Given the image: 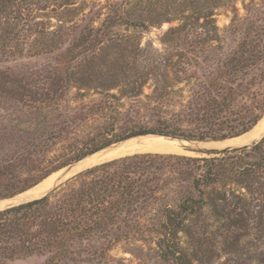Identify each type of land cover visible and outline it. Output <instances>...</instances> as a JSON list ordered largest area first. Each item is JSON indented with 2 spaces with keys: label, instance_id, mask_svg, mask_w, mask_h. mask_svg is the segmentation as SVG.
Segmentation results:
<instances>
[{
  "label": "trees",
  "instance_id": "trees-1",
  "mask_svg": "<svg viewBox=\"0 0 264 264\" xmlns=\"http://www.w3.org/2000/svg\"><path fill=\"white\" fill-rule=\"evenodd\" d=\"M89 1L0 0V43L4 46L20 41L19 26L29 21L30 34H34L29 41L32 39L30 43L39 55L68 45L46 82L29 87L13 81L10 90H5V85L0 87L5 93L20 103L28 99L35 105L31 109L38 113L50 110L57 104L54 100H62L73 89L109 94L121 87V97L131 102L127 109L121 97L107 95L113 100L76 108L75 117L79 119H95L106 110L111 114L107 124L82 141L63 163L50 167L55 157L44 145L67 134L63 128L51 129L47 137L39 133L38 145H26L22 153L0 161V200L25 193L57 171L131 138L158 135L198 142L224 141L251 131L264 116V25L259 24L264 23L263 18L247 22L244 40L222 58L218 69L221 80L213 77L207 85H201L185 105H179L181 113L173 114L167 101L171 92L163 84L168 83L169 70L176 63L168 65L170 62L165 57L161 60L164 55L154 52L153 46L142 47L135 37L118 36L114 29L125 26L128 30H148L150 25L172 21L159 18L173 11L180 16V25L165 33L164 44L189 40L199 27L206 30V38L201 40L211 44L219 38L215 15L224 0L116 2L105 6L106 17L100 26L81 28L74 20L82 15V21H86L92 15V10L84 13ZM47 10L64 13L71 21L60 22L55 29L41 27L37 12ZM34 12L33 18L25 17ZM161 67L165 68L162 74ZM150 80L155 88L151 95H144ZM142 110L148 114L142 115ZM219 154L222 156L145 153L118 158L78 174L41 199L0 211V264H14L32 256H48L45 264L73 261L78 255V242L100 235L120 240L122 223L128 225L139 210L159 199L167 202L157 240L165 264L213 263L202 252L200 241H195L207 226L202 219L207 213L222 231L218 234L223 250L227 254L240 252L253 223L264 235V138L252 146ZM60 189L62 194L53 199V193ZM182 237L194 247H182Z\"/></svg>",
  "mask_w": 264,
  "mask_h": 264
},
{
  "label": "rangeland",
  "instance_id": "rangeland-1",
  "mask_svg": "<svg viewBox=\"0 0 264 264\" xmlns=\"http://www.w3.org/2000/svg\"><path fill=\"white\" fill-rule=\"evenodd\" d=\"M123 1L126 2L128 0H90L84 13L88 15L89 11L92 10V15H90L86 21H82L83 16L80 15L76 17L75 20L73 19L74 23L80 25L81 28H84V26L88 24H93L95 27H98L105 20L107 12L105 6L116 2L121 3ZM262 1L264 0H224L221 4L222 6L216 10L215 15V25L218 28L216 35L219 38L211 44H204L205 42L201 40L206 38V30L200 27L192 34L193 37H190L189 40H180L173 44H164L163 37L165 33L169 29L180 25L178 20L180 16H177L173 11H169V14L164 13L163 16L159 18L161 20L171 18L173 19L172 21L150 25L148 30H128L125 26H118L114 31L118 36L130 35L135 37L138 42L141 41L142 47L148 45L153 46L154 52L156 51V53L164 55L160 57L161 60L165 57L168 63L170 62L168 65H175L176 63L172 71L169 70L168 83L163 85H167V87H169L168 90L171 92V96L167 100L171 103V107L169 108L170 111H172L171 113H181V106L179 105H185L193 91L202 89L200 86L207 85L208 81L213 77L214 79L221 80V76L218 75V69L222 66V58L225 54L237 49L239 44L244 40L245 34L243 32L245 31L244 28L248 26L247 22L250 20L256 22L261 18L264 19V5ZM77 5H79V3ZM35 14L36 12L28 14L29 16L25 15V17L30 19V17L33 18ZM37 15L40 16L38 20L42 21L41 27H51V29L58 27L60 22L71 21L68 16L66 17V14H59L51 10L37 12ZM244 19L248 21L244 22ZM30 22L31 21L25 26H23V22L19 26L21 31L20 41H15L13 44L7 46H4L3 42L0 43V87L5 85V90H10L12 88L13 81H17L18 84H27L29 87L31 85H40L46 82L47 78L58 68L62 56L61 54L68 48L66 44L59 51L39 55L37 52L38 49L34 46V43H30L34 35L30 34ZM200 23H203V20ZM259 24L264 25V23ZM66 25L69 26V23ZM70 25H72V23ZM79 32L80 31L76 33L79 34ZM249 33L254 35L251 30ZM211 35H214V33H211ZM199 36L201 38H199ZM30 37H32V39L29 41ZM25 39L26 44L21 46ZM16 44L18 46L12 51L11 49ZM207 45L211 46L209 50L206 49ZM207 56L209 58H207ZM80 60H78V62H80ZM164 69V67H161L159 73H164ZM154 88L155 82L150 80L144 87V95H151ZM108 93L109 94L94 89H84L80 91L73 89L70 94L65 96L62 100H54L57 104H53L54 106L50 108V110L38 113L36 110L31 109L35 105L30 103L28 99L25 101L26 103H20L15 99V96H11L5 93L3 89H0V161L10 159L14 157L16 153H22V148L26 145H38L39 139L37 136L39 133L43 132L47 137L51 129L53 131H59L63 128L67 134H62L60 138H56L44 144L53 151L52 156L55 157L52 158L53 164H51L50 167L63 163L69 157H72L74 150L81 147L82 141L95 135L98 130L107 124L106 121H109L111 114L110 111L107 112L106 110L102 112L103 114H100L101 116L98 115L95 117V119H85L84 117L79 119L75 117L76 108L79 110L85 107V105H92L106 100L112 101L113 99L109 98L107 95L121 97L122 88L113 89ZM141 99L147 102L144 97ZM120 102L125 103L127 109L131 107V102L125 97H121ZM83 112L87 113V109H84ZM141 114L147 115L148 111L142 110ZM66 116H68V118H66ZM263 118L261 120H263ZM245 134L239 136L241 137L239 140H243ZM236 138L211 142L223 143ZM205 144L207 143H203L202 146H207L208 148H224L217 147V145L208 146ZM245 144L247 143L243 142L240 145ZM178 145L182 149L180 152L146 153L172 154L188 157L222 156L221 154L204 153L195 149L186 150L180 143H178ZM89 167L91 166L84 167L81 170ZM59 171L51 176L56 175L58 178L60 175ZM262 180L264 181V178H262ZM61 189H63V187ZM61 189L53 193V199L62 194ZM166 203L164 199H159L156 203L151 204V206H145L142 210L137 212L138 214L136 217L135 215L131 217V220L128 221V225H126L127 228H125V223H122L121 231H123V236L118 241L111 236L105 237L104 235H100L91 241L78 242L75 245L76 252L78 253V255L75 256V260H66L63 264H165L162 260L161 249L158 246L157 240L158 230L160 229L163 219L162 213L166 207ZM202 219L207 226H203L201 235L198 236L195 241L197 243L200 241L203 248L202 252L206 258L213 261L212 264H264V255H260L261 252H264V235L256 228L255 223H253L250 230L245 233L246 236L242 241L241 251L235 254H227L223 250V245L220 242L221 236H219L218 231L219 233L222 231L218 230V224L213 222L209 213L205 214ZM115 232L118 233L116 230ZM181 246L192 248L194 244L182 237ZM47 258L48 256H32L16 261L14 264H45Z\"/></svg>",
  "mask_w": 264,
  "mask_h": 264
},
{
  "label": "bare ground",
  "instance_id": "bare-ground-1",
  "mask_svg": "<svg viewBox=\"0 0 264 264\" xmlns=\"http://www.w3.org/2000/svg\"><path fill=\"white\" fill-rule=\"evenodd\" d=\"M264 134V118L261 120L256 127L245 134L243 140H239L241 137L236 138L227 142H211L205 145H217V147H228V146H241L243 142H251L254 139L259 138ZM246 138V139H245ZM177 140L167 139L165 137H137L135 139H130L128 141L116 144L106 150L97 152L88 159L83 160L76 171H80L84 167L94 166L118 157H123L126 155L134 153H146V152H156V153H176L180 152L181 147L178 145ZM203 145V144H202ZM204 145V146H205ZM207 147V146H206ZM57 176H51L43 183L39 184L35 188L28 191L26 195H33L35 197L41 196L43 193L47 192L52 185L55 183ZM2 207V206H1Z\"/></svg>",
  "mask_w": 264,
  "mask_h": 264
},
{
  "label": "water",
  "instance_id": "water-1",
  "mask_svg": "<svg viewBox=\"0 0 264 264\" xmlns=\"http://www.w3.org/2000/svg\"><path fill=\"white\" fill-rule=\"evenodd\" d=\"M146 136H151V137H165L167 139L177 140L182 145V147L185 148L186 150L187 149H195L197 151H202L204 153H214V154H219V153H221L223 151L233 150V149H237V148L249 147V146H252L254 144L259 143L264 138V134H263L259 138L254 139L253 141H251V142H249V143H247L245 145H241V146H238V145L237 146H228V147H225V148L220 149V148H208V147H203L202 146L203 143H208V142H197V141H190V140H185V139H178V138H172V137H166V136H158V135H146ZM139 137H144V136H139ZM135 138H137V137H135ZM125 141H127V140H125ZM120 143H122V142H120ZM117 144H119V143H117ZM114 145H116V144H114ZM114 145H112V146H114ZM112 146H109V147H107V148H105L103 150H106V149H108V148H110ZM103 150H101V151H103ZM93 155L94 154L86 157L85 159H88L89 157H91ZM120 158H122V157H120ZM85 159H83V160H85ZM83 160H81L79 162H76L74 164H71V165L63 168L62 170H60L59 171L60 172V175L58 176V178L56 179V181L52 185V187L47 192L43 193L39 197H35L33 195H26L28 193V191H29L28 190L27 192L22 193V194H19V195H16L14 197H11V198H8V199H5V200H0V211L5 210V209H8V208L15 207V206L27 204L29 202H32V201L41 199V198L47 196L52 191H54L57 188H59L61 185L65 184L70 179H72L75 176H77L78 174H80V173H82V172H84V171H86V170H88V169H90L92 167L97 166V165H94V166H91L89 168H86V169H83V170H80V171H76V168L78 167V165ZM113 160H115V159H113ZM110 161H112V160H110ZM106 162H109V161H106ZM106 162H103V163H106ZM103 163H100V164H103ZM100 164H98V165H100Z\"/></svg>",
  "mask_w": 264,
  "mask_h": 264
}]
</instances>
